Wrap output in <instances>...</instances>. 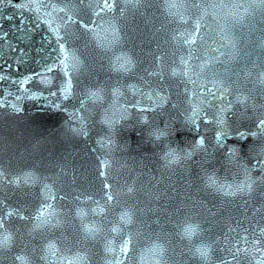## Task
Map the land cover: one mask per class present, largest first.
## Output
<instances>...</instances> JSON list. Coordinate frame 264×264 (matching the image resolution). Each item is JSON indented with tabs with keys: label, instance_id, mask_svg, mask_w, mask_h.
I'll use <instances>...</instances> for the list:
<instances>
[{
	"label": "snow or ice",
	"instance_id": "6c2138e0",
	"mask_svg": "<svg viewBox=\"0 0 264 264\" xmlns=\"http://www.w3.org/2000/svg\"><path fill=\"white\" fill-rule=\"evenodd\" d=\"M163 2L168 15L179 19L182 30L172 35L175 50L160 51L153 57L155 67L144 69L145 75L139 76L149 88L153 83L149 77H155L159 90L152 88L143 92L136 84H123L119 79L115 82L81 80V76L91 72L89 53L72 43L83 38L84 48L88 49L91 43L96 52L93 62L107 59L111 72L118 76L135 75L133 70L138 62L123 47L126 37L122 36L123 30L117 21L129 8L140 5L141 0H78L79 5H86V11L75 0H0V10H15L6 16L0 15V42H3L0 59H3V48L17 53L12 63L5 62L6 68L12 69L15 65L19 71L18 66L28 55L26 48L13 46L9 39L12 32L23 33L29 40L35 37L37 47L33 51L40 57L34 61L37 69L19 78L0 74V82L9 83V87L0 89V110L19 114L24 111L23 102L32 101L38 111L64 112L72 125L69 130L76 136L89 137L91 128L97 125L101 129L95 140L96 147L91 150L95 154L91 177H86L85 184H79L75 175L66 183L68 174L64 165H56L58 171L51 176L38 171L12 172L0 166V256L9 264H37V253L42 264H88L89 254L77 247L87 240L103 243V264H136L137 254L140 264L146 260L151 264H175L174 257L168 255L169 234L163 228L160 233H154L155 239L150 240L149 246L140 247L141 227L148 228L144 215L155 211L158 216L160 210L139 199L143 185L137 180L123 179L121 169L126 165L114 157L115 136L130 116L128 107L119 103L127 92L150 101L144 105L141 100L133 99L130 104L136 110V125L143 127L147 139L161 148L160 159L165 169L174 171L173 166H181L187 170L190 162H196L193 158L201 156L203 159L197 163L203 173L199 177L202 191L237 198L245 209L252 201L259 205L252 207L247 215L241 213L247 220L246 226L240 219L223 225L216 222V212L206 208L202 201H193L205 209L206 216L201 213L203 219L191 216L177 219L171 234L188 241L185 248L197 264H264V62L257 64L249 60L257 69L254 79L251 69L233 71L228 66L240 58L231 27L221 28V39L227 40L232 49L227 60L220 61L215 55L208 60L206 53L219 52L220 56L225 53L219 48L209 49L206 44L204 17L200 14H207L204 4L196 0L191 4L187 0ZM258 6L264 13V0H259ZM211 7L228 9L222 17L226 24L230 22L229 17L237 23L245 19L239 14L240 9L244 14L256 11L251 0H229ZM5 20H18V23H12L10 30L4 31ZM260 48L264 50V37ZM213 62L224 65V71H217ZM173 84L183 85L188 105L179 112L180 129L171 127L175 118L156 123L157 116L167 112L165 105L179 108L165 94L166 90H172ZM189 84L191 88L187 87ZM13 87L15 91L11 90ZM181 132L189 133L193 139L185 146H173L169 142L171 136ZM233 140L239 143L230 144ZM248 141L253 142L248 149L251 161L241 162L239 153ZM217 152H222L227 163L238 170L230 182L220 178L215 169L204 168ZM172 187L169 178L164 192ZM4 189L9 193L15 189L29 190V195L31 189H36V194L31 203H13L3 195ZM186 199L191 200V196L186 194ZM248 215L251 219H247ZM69 218L77 222L73 243L63 233L55 232ZM164 219L169 217L165 215ZM155 223L160 225L161 221L157 219ZM213 223L215 228L211 226ZM25 237L27 243H18ZM33 239H39L38 246L32 244Z\"/></svg>",
	"mask_w": 264,
	"mask_h": 264
},
{
	"label": "water",
	"instance_id": "95a60500",
	"mask_svg": "<svg viewBox=\"0 0 264 264\" xmlns=\"http://www.w3.org/2000/svg\"><path fill=\"white\" fill-rule=\"evenodd\" d=\"M75 2L86 11V5H79L78 0ZM187 2L191 4L192 0H187ZM196 2L204 4L207 8L206 15L203 12L200 13L204 17L202 20L203 34H205L208 48L215 49L221 35V28L225 24L222 17L228 12V9L213 8L211 5L226 4L229 3V0H196ZM13 11L15 10L4 8L0 10V15L6 16ZM14 22L18 23V20H5L3 23L4 31H9ZM117 23L123 30L122 36L126 37L123 47L138 62L137 67L133 70L135 75L118 76L109 70L107 59L103 61L97 59L93 62L92 57L96 55V52L92 50L91 43H89L88 49H85L84 39L79 38L72 43L75 48L89 53L87 60L91 66V72H86L84 76H81V80L87 78L89 82L96 80L115 82L119 79L123 84H136L143 92L151 91L152 88L159 90L155 77H149L153 82L152 88H149L139 80V76L145 75L144 69L155 67L153 57L160 51L171 53L175 50V41L172 40V35H178L179 31L182 30L179 19H174L168 15L163 0H141L140 5L136 8H129L125 16L119 18ZM9 39L12 40L14 47L26 48L28 55L25 62L18 66L19 71H16L17 66L14 65L12 69H9L6 68L5 62L12 63L17 53L3 48V59H0V69L3 71L0 74H8L15 79L28 71L37 69L38 66L34 61L40 57L33 51V48L37 47L34 43L35 37L33 40H29L25 38L23 33L12 32ZM0 47H3V42H0ZM213 53H206V58L211 60ZM167 72L168 66L165 65V73L167 74ZM7 87H9L7 81L0 82V89ZM28 87H32V85H28ZM187 87L191 88L192 86L189 84ZM11 90L15 91V88L13 87ZM165 94L170 97V103L178 104L179 108L173 109L169 105H165L167 112L163 116H157L156 123H167L175 118L171 127L180 129L182 124L179 112L188 107L183 85L173 84L172 90H166ZM133 99L141 100L144 105L150 103L146 98L139 95L134 96L131 92H127L126 97L121 98L119 103L128 107L130 116L119 126L120 130L115 136L117 151L114 153V157L126 165V168L121 169L123 179L137 180L138 184L143 185L139 199L151 203L154 210H160L158 216L154 211L143 217L148 222V228L141 227L140 247H147L150 240L155 239L154 233H160L161 228H163L172 191V188H169L168 191L164 192V188L168 185L169 178L173 186L178 166H173L174 171L164 168V162L160 159L161 148L150 142L147 139L146 130L135 123L136 110L130 104ZM23 108L24 111L19 114L11 113L8 109L0 110V166L12 172L38 171L43 175L51 176L58 171L56 165H64L68 174L66 183L70 182L72 175H75L79 184H85L86 177H91V165L95 163V154L91 150L96 147L95 140L98 133L101 132L100 126L91 128L89 137L83 138L74 135L69 130L72 125L69 124L68 117L64 112L56 110L38 111L32 101H24ZM147 114L152 115V113ZM186 136L187 132H181L179 135L173 134L169 142L173 146H184ZM93 179L95 178L93 177ZM156 180L161 181V183L156 184ZM73 187L75 186L73 185ZM28 191L15 189L9 193L8 189H4L3 195L10 197L13 203H31L35 197L36 189H31L30 195L27 194ZM161 192H164L163 196H160ZM157 196L159 199H156ZM157 219L161 221L160 225L155 223ZM16 226H19V222ZM76 228L77 222L69 218L55 232L56 234L63 233L68 241L73 243V238L77 235ZM27 242L26 237L24 240L18 241V243ZM39 243V239L32 240L33 245L38 246ZM77 247L89 254L88 264H103L102 242L81 241ZM0 264H9V261L4 256H0ZM37 264H42L39 261V253H37ZM136 264H140L138 254ZM144 264H151V262L146 260Z\"/></svg>",
	"mask_w": 264,
	"mask_h": 264
}]
</instances>
